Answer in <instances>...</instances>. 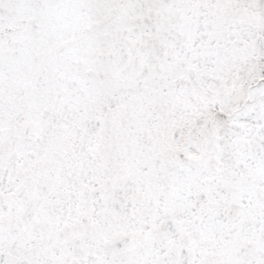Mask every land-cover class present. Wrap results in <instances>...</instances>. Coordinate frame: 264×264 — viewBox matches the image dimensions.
Instances as JSON below:
<instances>
[{"label": "snow or ice", "instance_id": "6c2138e0", "mask_svg": "<svg viewBox=\"0 0 264 264\" xmlns=\"http://www.w3.org/2000/svg\"><path fill=\"white\" fill-rule=\"evenodd\" d=\"M0 264H264V0H0Z\"/></svg>", "mask_w": 264, "mask_h": 264}]
</instances>
